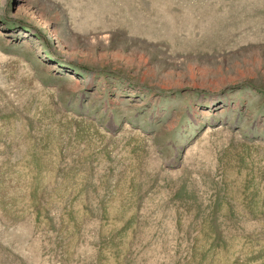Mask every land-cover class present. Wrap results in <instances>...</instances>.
I'll return each mask as SVG.
<instances>
[{"label": "rangeland", "instance_id": "1", "mask_svg": "<svg viewBox=\"0 0 264 264\" xmlns=\"http://www.w3.org/2000/svg\"><path fill=\"white\" fill-rule=\"evenodd\" d=\"M0 264H264V0H0Z\"/></svg>", "mask_w": 264, "mask_h": 264}]
</instances>
